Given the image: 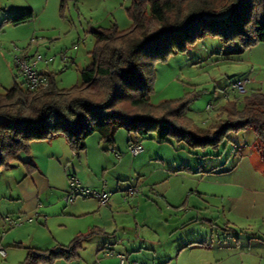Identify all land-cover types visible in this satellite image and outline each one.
<instances>
[{"label":"crops","instance_id":"crops-1","mask_svg":"<svg viewBox=\"0 0 264 264\" xmlns=\"http://www.w3.org/2000/svg\"><path fill=\"white\" fill-rule=\"evenodd\" d=\"M132 1L74 0L67 7L75 9L78 17H85L94 29L116 25L127 30L131 22L126 10ZM233 62L232 71L239 76L237 81H248L247 94H264V43L244 51ZM62 139L63 136H56L32 141L25 163L35 169L27 168L20 181L12 179L14 191L0 195V204L6 208L0 213V247L5 244L7 248H3L5 255H0L3 259L0 264H19L26 257L27 252H19L20 246L16 245L21 231H31L28 236L31 242L66 246L63 242H71L92 230L95 233L82 241L78 260H59L53 264H118V254L126 255L136 264H264V159L259 151L264 146L256 144V137L239 145L237 151L232 150L231 168L226 169L219 161L213 166L198 167L196 174L201 185L197 186L192 202L187 190L178 201L168 200L163 194L161 201L166 204L163 209L150 206L137 212L132 208L140 204L138 198L130 195L126 199L119 193L123 188L120 189V175L115 171L125 165L123 160L117 161L118 165L110 162L106 152L111 142L108 147L98 145L91 159L88 148L75 154ZM70 173L79 177L84 187L96 190L102 188L105 178L107 189L113 180L115 186L109 203L103 206L95 197L66 203L65 180ZM173 175L185 178L180 173ZM223 175H231L232 182H219ZM57 180L61 185H57ZM57 189H62L63 195ZM151 209L158 210L157 219ZM5 216L19 219L20 225L16 229L7 227L3 222ZM221 222L250 236H245L244 241L221 242L219 236L215 240L212 235L203 234L206 225L219 228ZM189 224L200 225L201 230L191 235L182 233L181 229ZM89 247L92 259L81 255ZM107 251L111 256H104Z\"/></svg>","mask_w":264,"mask_h":264},{"label":"trees","instance_id":"trees-1","mask_svg":"<svg viewBox=\"0 0 264 264\" xmlns=\"http://www.w3.org/2000/svg\"><path fill=\"white\" fill-rule=\"evenodd\" d=\"M74 0H60L63 12ZM131 26L96 28L91 64L80 72L81 86L58 89L53 74L49 85L30 91L24 83L0 94V168L8 169L28 154L34 140L63 136L75 154L87 148L86 138L97 134L101 141H113L124 129L129 143L155 133L156 139L184 141L192 148L217 150L229 131L253 129L264 146V94L253 92L222 108L225 120L206 129L197 128L185 117L188 101L150 102L154 74L144 57L164 60L172 53L188 50L198 38L210 32L220 38L219 56H236L264 43V0H133L126 10ZM32 11L5 18L14 26L33 20ZM155 26L149 30V23ZM201 26L200 32H197ZM155 46L163 51L153 52ZM155 50V49H154ZM156 54V55H155ZM264 159V147L260 150ZM29 171L35 166L24 163ZM88 234L76 236L68 245L53 249L30 248L19 264H53L79 259Z\"/></svg>","mask_w":264,"mask_h":264},{"label":"rangeland","instance_id":"rangeland-1","mask_svg":"<svg viewBox=\"0 0 264 264\" xmlns=\"http://www.w3.org/2000/svg\"><path fill=\"white\" fill-rule=\"evenodd\" d=\"M27 11H32L33 20L17 26L3 23L5 18ZM77 14V11L70 6L61 12L59 0H0V94L11 89L15 84H23V76L14 59L15 56H40L41 61L36 70L40 73L53 74L58 89L70 90L81 86L80 72L91 64L90 52L95 47V38L92 34L94 28L89 21L85 17H78ZM154 26L155 23L150 21L148 29L152 30ZM119 29L124 28L119 26ZM200 30L201 26L198 27L197 32ZM220 45V38L209 32L204 37L198 38L186 51H179L173 46V52L164 60L158 58L153 60L152 56L144 57L145 61L152 65L154 74L150 102L156 104L162 100L188 101L185 117L200 129H206L212 124L225 120L222 108L227 103L236 102L237 107L242 108V100L247 95V89L243 94L232 89L239 77L232 71L233 61L238 55L222 58L219 56ZM154 49L153 52L163 51L161 46H155ZM207 105H210L208 110ZM250 130L253 129L227 132L217 150H213L209 144L205 149L192 148L184 141L177 142L173 138L160 142L156 139L155 133H152L145 138L137 139L135 144H140L142 151L136 156L129 153V148L135 144L128 142L132 137L124 129L116 132L113 141H101L97 134H93L86 138L85 142L91 159L96 154L98 145L108 147L111 142L112 146L107 148L106 152L110 162L118 165L117 161L123 160L125 165L115 171L120 175L118 180L120 189L123 188L119 193H122L121 195L126 199L130 195L138 198L140 204L132 208L137 212L140 208L145 209L150 206L163 209L166 206L161 201L163 194L168 200L170 198L172 201H178L180 194L187 190L189 202H192L197 186L201 185L196 174L198 167L200 169L206 167L203 166L204 164L213 166L219 161L226 165V169L231 168L232 150L237 151L239 145L256 137L254 131L250 132ZM62 140L65 141V138L63 137ZM256 144L259 145V142ZM19 158L20 161L13 162L8 169L0 168V195L12 193L14 191L12 179L20 181L25 175L27 166L24 163L29 157L22 153ZM37 161L40 159L38 158ZM189 168L191 170H187ZM172 171L180 173L185 178L174 176ZM77 179L83 185L80 178ZM106 181L107 178L102 180L105 184L104 191L111 194V189L115 186L112 184L114 182L110 181L112 183L107 189ZM8 182L10 185L6 186ZM65 182L66 195L69 188L68 179ZM219 182H232V176L223 175ZM56 183L61 185L60 180ZM206 184L208 183L205 182ZM89 189L98 191L96 188ZM57 191L63 195L62 189ZM80 198L84 197L78 196L76 199ZM5 209V206L0 204V213L6 211ZM151 213L157 219L158 210L151 209ZM218 225L219 228L206 225L202 229L203 234L209 237L212 235L215 240L219 236L221 242L244 241L245 236L247 238L250 236L248 233L232 230V225L223 222ZM159 227L162 228V225ZM181 230L182 233L191 235L201 228L200 225L189 224ZM29 233L31 231H21L20 237L17 236L19 238L16 245L20 246L19 252H28L29 248L45 250L59 246L57 242H31ZM240 235L243 239H240ZM34 239L37 240L38 236L35 235ZM63 243L68 245L70 242ZM2 245V248L7 249L5 244ZM81 255L92 259L91 248H84ZM104 256L109 257L105 253ZM2 261L3 259L0 258V262Z\"/></svg>","mask_w":264,"mask_h":264},{"label":"built area","instance_id":"built-area-1","mask_svg":"<svg viewBox=\"0 0 264 264\" xmlns=\"http://www.w3.org/2000/svg\"><path fill=\"white\" fill-rule=\"evenodd\" d=\"M15 61L21 70V74L23 76V83L25 88L30 91H36L38 89H45L49 85V81L47 78V73H40L36 70L38 63L41 61V57H19L15 56ZM248 83L247 80L237 82L233 85V90L237 91L238 93H245L246 84ZM206 109H210V105H207ZM142 151V147L140 144H135L131 148H129V153L132 156L138 155ZM118 156V155H117ZM68 193L64 196V201L66 203H70L75 200L78 196L87 198V197H95L98 199L101 205L105 206L110 201L111 194L104 191L105 184H102V188L98 191L91 190L89 188L84 187L81 185L80 181L74 176H68ZM3 222L9 228L16 227L20 225L21 221L18 219H13L12 217L5 216L3 218ZM0 255H5V250L0 247ZM106 256H111L109 252H105ZM118 260V264H136L134 262H130L128 257L123 254H118L116 256Z\"/></svg>","mask_w":264,"mask_h":264}]
</instances>
